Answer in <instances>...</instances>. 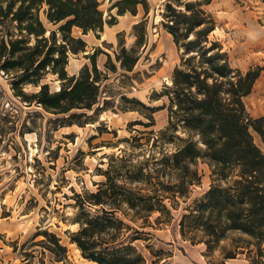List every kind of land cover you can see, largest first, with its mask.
<instances>
[{
  "label": "trees",
  "instance_id": "obj_1",
  "mask_svg": "<svg viewBox=\"0 0 264 264\" xmlns=\"http://www.w3.org/2000/svg\"><path fill=\"white\" fill-rule=\"evenodd\" d=\"M163 1L161 24L182 55L173 69L171 85L162 94L169 99V121L162 134L168 137L165 142L178 138L183 144L169 154L162 152L155 160L154 172L170 169L175 173L169 184L157 178L155 185L163 184L172 192L175 205L178 204L176 198L186 197L189 187L200 181L197 169L192 166L197 158H202L211 169L212 181L208 190L181 216V235L195 241L196 233L202 232L204 238L200 241L209 251L219 247L229 233H238L262 257L264 149L255 142L253 132L264 144V115L250 116L243 98L251 93L264 66L245 73L231 66L222 43L210 37L216 28V20L207 9L212 0ZM139 5L147 16L150 11L147 0H119L112 8L117 7L119 15L127 12L136 15ZM115 23L114 16L105 18L98 0H0V71L12 74L11 85L16 95L40 103L49 112L90 110L97 103L101 80L106 78L96 64L101 51L95 49L87 56L91 69L85 65L77 76H68L69 53L84 52L86 48L85 41L73 35V28L86 34ZM49 24L57 28H49ZM145 25L143 19L133 27L136 45L144 42ZM107 56L106 67L114 71L116 66ZM115 57L126 71H132L139 59L122 43ZM48 73L60 80L57 91L52 92L47 83H40ZM27 83L39 86L38 91L25 92L23 85ZM131 101L136 105L128 109L148 119L159 109L136 99ZM132 124L149 125L139 120ZM178 132L187 137L182 138ZM101 174L105 181L98 183L96 191L75 194L79 207L75 222L79 229L70 233V240L84 258L98 264H145L146 259L134 242L146 239L142 236L146 237L148 232L127 224L116 216V211L124 205L133 210L135 216L130 220L141 221V228L152 227L149 220L152 212L165 211L168 217L163 219L159 215L156 223H167L171 219L165 204L167 197L158 188H149L155 177L149 165L123 164L117 172L107 169ZM131 230L137 234H128ZM43 233L54 245V248L47 245L49 250L66 251L55 234ZM232 242L233 248L224 252V259L235 258L249 248L236 245L235 239Z\"/></svg>",
  "mask_w": 264,
  "mask_h": 264
},
{
  "label": "rangeland",
  "instance_id": "obj_2",
  "mask_svg": "<svg viewBox=\"0 0 264 264\" xmlns=\"http://www.w3.org/2000/svg\"><path fill=\"white\" fill-rule=\"evenodd\" d=\"M117 1L98 0L105 18L114 16L115 24H105L103 30L86 34L73 28V35L81 37L86 48L84 52L69 53V62L79 66L74 72L67 66L68 76H77L85 65L91 69L87 56L95 49L101 51L96 64L106 78L101 80L97 103L92 109H73L67 114L49 112L40 103L16 95L11 85L12 74L0 71V264H95L84 258L70 240V233L79 229L75 222L79 212L75 194L96 191L98 183L105 181L101 173L107 169L117 172L123 164L149 165L155 176L149 188H158L167 197L165 204L171 215L169 222L157 224L159 215L165 219L168 214L154 211L149 217L152 227L141 228V221L130 220L135 216L133 210L124 205L116 211V216L127 224L148 232L146 237L142 236L146 239L134 242L144 255L145 264H228L230 261L223 256L233 248L232 239L236 245H249L245 236L229 233L219 247L208 251L200 241L204 238L202 232L196 233L195 241L181 235V216L208 190L212 181L209 165L197 158L192 168L197 169L200 181L189 187L186 197L176 198L175 205L172 192L163 186L174 180L175 173L170 169L154 172L155 160L162 152L169 154L183 144L178 138L165 142L168 137L162 134L169 121V99L162 94L171 85L182 50L161 24L163 0H147L150 7L147 16L141 5L136 15L130 12L119 15L118 8H112ZM207 9L216 20L210 37L222 43L231 66L243 73L264 66V0H212ZM143 19H146L144 42L136 45L133 27ZM48 27L57 28L51 24ZM104 32L106 36L102 38ZM121 43L139 57L132 71L122 69L116 60ZM107 54L116 66L114 71L106 67ZM40 83H47L52 92L61 85L52 73L45 74ZM38 89L33 84L23 85L28 94ZM131 99L159 109L152 119L145 118L128 109L136 105ZM243 101L250 116L264 115V75L256 80ZM71 114L76 115L70 118ZM138 120L149 125L132 124ZM253 135L264 149L260 137L254 132ZM157 178L163 184L155 185ZM136 186L148 187L133 184ZM45 231L55 234L66 251L49 250L47 245L52 248L54 245L44 235ZM133 232L128 234H137ZM261 248L264 254V241ZM248 249L239 257L242 264H262L264 255L258 257L254 246L249 245Z\"/></svg>",
  "mask_w": 264,
  "mask_h": 264
},
{
  "label": "crops",
  "instance_id": "obj_3",
  "mask_svg": "<svg viewBox=\"0 0 264 264\" xmlns=\"http://www.w3.org/2000/svg\"><path fill=\"white\" fill-rule=\"evenodd\" d=\"M264 71L261 72L259 77H263ZM244 252L238 253L235 258L228 259L230 262L228 264H242V260L239 259L240 256L244 255Z\"/></svg>",
  "mask_w": 264,
  "mask_h": 264
},
{
  "label": "bare ground",
  "instance_id": "obj_4",
  "mask_svg": "<svg viewBox=\"0 0 264 264\" xmlns=\"http://www.w3.org/2000/svg\"><path fill=\"white\" fill-rule=\"evenodd\" d=\"M105 36H106V33L104 32L102 35V38H105ZM67 66L68 67L70 66V72H74V71H76V69L78 68L79 65L75 62H72V63L69 62ZM101 119H103V116H101ZM77 250L79 251L78 248H77ZM93 263L97 264L96 262H93ZM84 264H87V263H84Z\"/></svg>",
  "mask_w": 264,
  "mask_h": 264
}]
</instances>
